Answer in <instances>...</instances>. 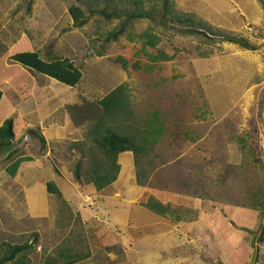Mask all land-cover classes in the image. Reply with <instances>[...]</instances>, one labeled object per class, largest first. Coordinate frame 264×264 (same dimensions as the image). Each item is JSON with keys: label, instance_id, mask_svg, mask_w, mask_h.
<instances>
[{"label": "rangeland", "instance_id": "rangeland-1", "mask_svg": "<svg viewBox=\"0 0 264 264\" xmlns=\"http://www.w3.org/2000/svg\"><path fill=\"white\" fill-rule=\"evenodd\" d=\"M137 2L0 0V79L10 85L22 79V90L28 89L31 80L24 75L34 77L32 72L10 65V56L38 51L46 60L70 59L81 72L78 85L88 95L85 103L97 102L122 86L128 97L123 111L132 116L121 115V124L137 131L152 125L158 134L136 164L132 154L120 156L113 188L124 187L125 196L132 199L137 194L140 202L150 193L162 199L170 195L173 203L178 199L181 205L175 214L190 219L185 222L187 234L174 237L185 239L187 255L200 258L197 264H264V0ZM72 5L84 10L86 22L80 27L69 15ZM152 6L161 10L149 12ZM100 9L106 14H99ZM115 9L144 16L127 18L121 11L116 15ZM143 33L156 36L155 49L142 45ZM226 35L245 40L249 48L222 40ZM157 51L169 60H159ZM82 124L78 120L75 125ZM0 156L1 162V150ZM136 174L146 185L138 184ZM13 186L0 180V193L5 188L12 194L10 207L14 206L10 211L9 200L0 198V243L8 238L6 223L15 222L12 212L25 211L24 201L13 199ZM88 202L95 209V200ZM54 203L39 221L22 214V229L29 231L22 239H7L21 244L24 237L41 246L38 258L30 257L28 264H44L66 245L71 248L69 257L77 258L75 264L183 262L182 248H152L144 236L133 245L129 242L135 237L132 224L144 209L139 204L132 214L124 213V207L116 214L113 203L109 213L83 224L67 204ZM199 211L218 215L211 220L218 224L211 233L217 238L213 248L209 241H188L199 236L190 227ZM203 220L197 229L205 235L214 225Z\"/></svg>", "mask_w": 264, "mask_h": 264}, {"label": "crops", "instance_id": "crops-1", "mask_svg": "<svg viewBox=\"0 0 264 264\" xmlns=\"http://www.w3.org/2000/svg\"><path fill=\"white\" fill-rule=\"evenodd\" d=\"M18 52L15 51L11 55ZM48 52L51 54V51ZM12 63L10 65L16 64L17 67L22 69L21 65ZM19 75L17 73V76ZM24 77L31 80L28 81L30 85L25 91L22 90V79L17 85H10L7 80L2 81L0 79V125L7 119H12L14 134L11 145L8 148H0L1 153L4 155L0 162V180L2 183L8 182L15 185L13 187L17 189H13V199L19 201V203L23 200L25 209L23 212H12L15 222L6 223L4 237L10 235L13 237L12 240H17L21 239L22 233L29 231L25 228L22 229V214L30 221L34 219L39 221V219L49 215V211H52L51 206L55 205L54 201L56 202L57 199L55 195L47 192L46 185L47 183H53L56 184L55 186L61 193L62 199L71 209L72 215L74 217L78 216L83 224H87L90 218L98 216L101 218L104 213H109L110 205L113 203H115L113 210L116 214H119L123 207L125 208L124 213L132 214L135 206L138 204L142 206L149 197L155 198L161 204L169 206L173 214L170 215V212H168L162 217L143 207V211L138 214L139 218L132 224L133 227L130 231L133 233L132 236L135 234V237H131L129 242L133 245L136 239L144 236L152 248H170V250L171 247L182 248L179 254L183 255V262L180 264H197L200 258L187 255L185 239L183 242V240H179L178 236L174 237L178 232L186 233L188 225L185 222L190 219L187 218L186 220V218L180 217L177 220L174 217L175 212L181 205L178 199L177 201L173 199V203L170 195L162 199L150 193L145 201L140 202V197H137V194L132 199L125 196L124 187L121 190H116L111 184L106 189L97 191L90 184L83 183L82 186H78L74 182L73 174L69 171L77 152L73 143H89L87 132L90 127L87 121L80 118L79 115L82 113L73 115L72 111L69 110L70 107L84 105V98L88 97L80 91L79 85L77 84L78 87L77 85L70 87L52 78L37 77L36 80L33 79L35 76L30 75L27 77L24 75ZM27 79L25 80L27 81ZM86 104L88 105V103ZM78 120L83 121V124L76 127L75 124ZM126 154L129 156L131 153L123 152L120 156H126ZM52 168H55V170H52ZM84 196L88 200H95V209H90V202L87 199L85 201ZM2 197L9 200L6 206L9 207L10 211L11 208L14 210L12 204V207H10L12 194L6 192L5 188L3 193H0V198ZM198 205L201 206L200 203ZM26 207H28L30 216L27 215ZM184 209L186 210V207ZM143 214H146L147 218H144ZM217 216L214 211H199L190 222V224L195 222L190 227L193 232L195 231L194 235L199 234V236L194 238L189 234L191 237L188 241L198 239L203 244L209 241V247H215L214 240L217 238H213L211 233L218 224L214 225L211 220H215L214 217L218 218ZM204 217L207 225L208 222L214 225L209 232L206 230L208 233L205 235L197 229V224L204 221ZM142 228H147V230H140ZM170 233H173V235H170ZM32 245L35 246V249L32 252L31 259L33 257L38 258L37 250L41 246L37 243H32ZM89 256L85 258L88 259ZM85 258L80 260L83 262ZM76 261L72 264H75ZM39 264H43L42 261Z\"/></svg>", "mask_w": 264, "mask_h": 264}, {"label": "trees", "instance_id": "trees-1", "mask_svg": "<svg viewBox=\"0 0 264 264\" xmlns=\"http://www.w3.org/2000/svg\"><path fill=\"white\" fill-rule=\"evenodd\" d=\"M106 1L110 2L112 0ZM89 2L95 5L96 3H103L104 0H86V3ZM130 2L134 5L138 3L137 0H130ZM97 6L99 7L100 5L97 4ZM157 10L160 11L161 9L157 6H152L149 12ZM115 11L117 12L116 15L121 13L127 18L144 16L142 12H140L139 15H134L121 11V9H115ZM68 12L75 27H80L86 22V17L84 16V10L82 8L72 5L69 7ZM99 14L105 15L106 12L104 9H100ZM139 40L142 42L143 46H150L154 49L158 41L156 36L148 33L140 34ZM222 40L240 44L241 47L244 48H249L245 40L234 36L226 35L222 37ZM46 54L50 53L47 52ZM41 56L42 55L38 51H22L11 55L10 60L31 71L35 77H46L45 79L52 78L70 87L80 83L82 78L81 72L73 66L70 59H60L54 56L51 60H46ZM156 56L159 57V60H169L170 58L161 51H157ZM117 60H120V58ZM122 61L124 63V60ZM122 90V86H117L105 97L100 98L96 103L89 102L88 105L85 103L78 107L69 108L73 115L82 113L79 115L80 118L83 121H87L90 125L89 131L87 132L89 144L87 142H85V144L81 142L73 143L77 151L76 157H78L73 161L69 169L73 174L75 183L90 184L97 191L106 189L117 178L119 171L118 159L123 152L131 153L134 164H136L137 160L149 153L156 142L155 138L158 133L152 125L137 131L121 124V115L124 116V119L125 117L130 118L132 116L130 111H123L124 104L128 101V97L122 93ZM13 137V122L12 119H7L0 125V148H8V146L11 145ZM137 177L138 184L142 185L144 182L141 180V177L139 175H137ZM144 185L146 184L144 183ZM46 189L49 194L55 195L58 202L60 201L63 206L67 204L62 199L61 193L54 184L47 183ZM142 206L162 217L168 212H170V215L173 214L169 206L161 204L153 197H149ZM175 213H177V211ZM174 217H176L177 220L180 219L179 215L175 214ZM263 236L264 235H262L261 238H263ZM5 237H8V240L13 239L10 235H6ZM5 239L0 243V264H5L6 262H12L13 264H28L32 252L35 249V246L32 245L33 242L30 243L28 238L23 237L24 241L21 244H19V242L13 244L8 243L6 241L7 239ZM70 251L71 248L68 245L64 248L60 247V250L55 256L49 259L47 258V260L45 259L46 262L44 264H72L77 258L69 257ZM86 253V256H88L89 252L87 251Z\"/></svg>", "mask_w": 264, "mask_h": 264}]
</instances>
